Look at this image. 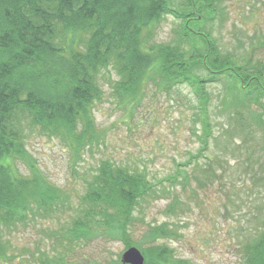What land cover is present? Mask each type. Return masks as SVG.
I'll use <instances>...</instances> for the list:
<instances>
[{
  "label": "trees",
  "instance_id": "obj_1",
  "mask_svg": "<svg viewBox=\"0 0 264 264\" xmlns=\"http://www.w3.org/2000/svg\"><path fill=\"white\" fill-rule=\"evenodd\" d=\"M183 1L186 5L175 7L173 0H0V264H30L31 257L40 264H75L76 249L98 236L120 241L124 249L138 248L144 264H194L159 243L178 238L173 227L144 223L134 214L143 203L170 198L164 213L174 215L181 205L178 186L194 193L190 182L199 190L222 182L230 141L240 134L237 148H244L258 132L260 145L249 155L255 156L257 169L252 167L247 177L260 191L253 211L245 214L254 227L239 245V264H264V128L259 129L264 63L253 58L252 47L239 59L221 53L210 39L204 23L213 21L208 17L217 0ZM168 16L178 25L168 42H158V29ZM214 84L223 87L216 103L209 91ZM148 86L167 96L175 91L172 104L179 110L184 104L180 88L190 89L187 118L197 149L159 178L150 177L137 158L124 164L101 158L91 177L77 178L85 185L75 207L30 159L26 134L37 130L59 139L73 166L87 149L105 145L95 105L112 97L130 122ZM225 113L227 123L218 119ZM222 139L225 144L218 148ZM68 210L69 223L43 230L50 252L14 245L17 232L37 222L48 226ZM118 256L100 257L94 264H122Z\"/></svg>",
  "mask_w": 264,
  "mask_h": 264
},
{
  "label": "rangeland",
  "instance_id": "obj_2",
  "mask_svg": "<svg viewBox=\"0 0 264 264\" xmlns=\"http://www.w3.org/2000/svg\"><path fill=\"white\" fill-rule=\"evenodd\" d=\"M173 2L175 7L186 5L183 0ZM211 17L213 21H205L204 27L221 53H233L240 59L242 55L245 56V52H251L252 47L255 49L253 58L264 63V0H217L215 13L208 18ZM177 21L172 16L166 17L160 24L156 40L168 42L173 37ZM222 88V84L209 87L214 103L223 94ZM108 90L106 87L105 91ZM179 96L184 103L180 110L179 106L172 104L178 98L175 91L167 96L148 86L142 107L134 112L130 122L126 120L127 114L115 107V99L108 97L98 102L93 110L97 125L104 130L105 145L100 143L98 147L87 149L72 166L59 139L34 130L26 134L30 159L34 160L48 183L65 192L75 207L85 185L79 181L84 180L85 173L91 177L92 169L101 158L123 164L137 158L138 164L146 166L150 177H162L173 171L174 161H185L187 151L195 152L198 146L189 133L191 125L187 118V101L193 98L192 92L184 86L180 88ZM252 109L261 111L255 105ZM218 116L220 121L227 123V113ZM246 119L253 126L252 118L247 115ZM261 120L259 129L264 128V114ZM259 135L258 132L252 140L249 138L244 148H237L240 134L230 141L229 149L223 155L227 163L222 165V171L219 170L221 164L216 167L217 171H221L219 174L222 182L219 184L214 183L199 190L194 182H190L191 187H196L194 193L188 189L183 191L178 186L175 192L181 205L177 206L174 215L164 213L171 199L160 198L141 204V208L134 214L135 219L143 217L144 223H167L173 227L178 238L159 240V243L173 248L180 258L194 264H239V245L247 241L250 229L254 227V223L246 222L245 214L250 215L253 211L254 196L260 191L257 184H253L247 177L252 167L257 169L253 161L255 156L250 159L249 155L255 153L260 145ZM216 144L211 145L213 151L217 150ZM224 144L222 139L217 146L219 148ZM261 190L264 193V189ZM224 191L229 192L227 197ZM69 213V210L65 211L59 215V221L52 220L48 226L46 222H37L25 231L17 232L16 237L12 238L14 245L27 246L31 252L37 245L50 252V240H46L47 235L43 230L58 228L62 222L69 223ZM144 228V224L137 227L134 239L139 237ZM124 250L122 242L98 236L81 248L78 247L73 258L75 264H94L100 257L115 259ZM30 260V264H40V260L35 257Z\"/></svg>",
  "mask_w": 264,
  "mask_h": 264
},
{
  "label": "water",
  "instance_id": "obj_3",
  "mask_svg": "<svg viewBox=\"0 0 264 264\" xmlns=\"http://www.w3.org/2000/svg\"><path fill=\"white\" fill-rule=\"evenodd\" d=\"M120 261L122 264H144V257L138 248L129 247L121 253Z\"/></svg>",
  "mask_w": 264,
  "mask_h": 264
}]
</instances>
